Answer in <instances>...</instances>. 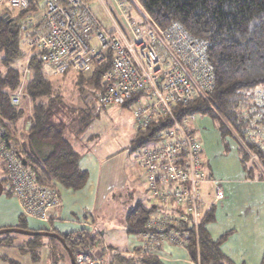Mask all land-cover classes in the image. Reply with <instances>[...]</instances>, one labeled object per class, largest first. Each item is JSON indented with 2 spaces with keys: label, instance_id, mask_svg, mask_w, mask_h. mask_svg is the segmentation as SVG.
<instances>
[{
  "label": "trees",
  "instance_id": "trees-1",
  "mask_svg": "<svg viewBox=\"0 0 264 264\" xmlns=\"http://www.w3.org/2000/svg\"><path fill=\"white\" fill-rule=\"evenodd\" d=\"M134 2L143 10L145 19L137 22L130 13L128 14L127 9L130 21L145 26L151 22L160 29L174 24L193 39L204 42L206 60L211 65L214 76L213 88L205 93L197 92L187 106L174 108V116L177 120L195 115L208 116L213 120L217 118L216 128L219 134L221 137H231L246 179L254 180L248 164V155H256L264 167V152L253 139L255 133H264V0ZM98 8L103 13L99 6ZM38 9L39 4H32L28 10L18 12L8 9L7 16L0 15V129L4 134L2 140L5 150L20 160L24 167L29 168L40 183L54 187L58 185L76 192L85 187L88 176L79 168L81 155L73 149L66 135L80 138L85 133L93 122L96 104L102 108H110L103 106L100 99L105 90L103 77L111 68L112 52L106 51L105 61L93 66L87 75L68 73L57 77L47 76L42 69L39 54L27 51L26 41L30 29H23L22 22ZM93 13L103 22L95 11ZM35 28L36 26L33 30ZM95 42L92 39V43ZM22 59L27 61L26 64L18 62ZM66 78L73 87L71 93L64 89ZM20 90V103L14 106L11 103L12 95ZM62 91L67 94L65 100ZM75 94L80 98L83 107L74 102ZM132 101L128 100L119 106L129 109ZM171 123L168 118L161 119L144 130L138 129L134 123L135 134L131 139L134 155L139 149L150 147L158 141L160 134L172 126ZM191 133L196 138L193 128ZM199 148L203 170L200 141ZM252 167L254 168L255 164ZM0 169L5 176L0 179L3 193L8 192L3 165H0ZM203 172L205 174L204 170ZM152 211V207L137 203L126 215L127 234L140 236L146 233L148 230L145 225ZM26 220L21 215L14 228L43 231L42 228H29ZM211 221L210 213L202 214L197 242L191 230L185 248L189 261L192 264H232L220 250L228 234L213 240L205 230V225ZM166 232L167 230L163 234ZM60 237L65 240L73 255L81 248L91 249L95 241L85 229ZM17 239V234L2 235L0 247H15L20 254L29 256L33 263L39 261L43 237L24 236V242L21 244H16ZM45 239L59 246L64 253L62 258L68 260V254L61 244L52 238ZM168 244L176 246L170 242ZM136 252L138 254L135 257L122 256L119 253L108 254L111 258L104 259V264H167L154 253L142 254V250ZM51 254L50 257L55 262L61 258L56 256L55 251ZM3 261L7 264H18L8 258H3ZM260 264H264V251Z\"/></svg>",
  "mask_w": 264,
  "mask_h": 264
},
{
  "label": "built area",
  "instance_id": "built-area-1",
  "mask_svg": "<svg viewBox=\"0 0 264 264\" xmlns=\"http://www.w3.org/2000/svg\"><path fill=\"white\" fill-rule=\"evenodd\" d=\"M91 1L104 11L107 21L100 22L94 15ZM126 1L0 0V12L8 8L21 12L39 4L37 19L22 22L30 29L27 51L39 54L47 76L87 75L93 66L105 61L106 51H111V68L103 77L102 105L119 106L132 99L130 109L138 129L161 119L171 120L172 126L158 141L134 155L153 208L145 225L148 231L139 236L140 250L142 254L153 253L152 249L167 242L185 249L191 230L198 240L205 206L201 186L206 176L200 164L199 140L191 133L193 116L177 120L174 108L187 106L197 92L211 91L212 67L206 60L204 42L174 24L160 29L151 22L145 26L130 21ZM18 62L26 64V60ZM21 93L12 95V105L20 103ZM261 132L253 139L264 152ZM3 136L0 129V165L6 172L8 193L18 201L24 218L50 226L61 206L57 189L40 183L29 168L5 150ZM248 164L253 178L264 181V167L258 157L249 154ZM222 199V192L216 188L214 201ZM128 256L135 257L132 253ZM74 258L76 264H104V258L94 256L90 248L79 249Z\"/></svg>",
  "mask_w": 264,
  "mask_h": 264
},
{
  "label": "crops",
  "instance_id": "crops-1",
  "mask_svg": "<svg viewBox=\"0 0 264 264\" xmlns=\"http://www.w3.org/2000/svg\"><path fill=\"white\" fill-rule=\"evenodd\" d=\"M38 11H34L33 15L29 17L37 19ZM132 132L133 138L134 128ZM95 137V134H90V136L80 138H73V136L71 139L67 138L72 147V142H75L76 147L73 149L81 155L79 168L85 171L88 176L85 187L74 192L56 185L55 188L61 201L57 220L52 222L50 226H46L40 225L35 220L27 219V225L29 228H42L59 236L85 229L95 238L94 244L91 246V250L94 252L92 254L96 257H103L105 260L111 258L109 256L111 254L108 255L105 250L114 252L112 255L115 252L122 256H128L131 253L136 255L138 254L136 251L139 252L141 249L142 240L139 236L127 234L125 219L127 213L137 203L144 206L146 204L138 201L136 196L132 203L129 202L127 209L121 210V217L116 222L111 221L113 216H108L110 221L99 220L101 211L105 210V214L108 215L107 203H110L115 194H121L125 190L128 196H131V190H126L130 176L125 162L126 151H122L124 148L121 147L120 151L107 153V145L104 142L99 144L93 142ZM221 139L220 136H217L215 140L209 138L204 140L210 144V151L207 145L206 155L209 157L206 161L207 165L202 158L207 181L201 186V196L205 203L203 214L210 213L212 216V221L205 225V230L213 240L228 234L222 242L220 250L230 263L260 264L264 251V181L246 179V173L240 165L235 144H232L234 149L231 150L234 152V156H232L233 166L228 167L224 157L223 162L219 161L215 164L213 153L216 155H221V151L222 154L229 153L228 148L221 149ZM217 158H221V156H217ZM138 179L140 184L145 187L141 174ZM216 188H219L223 194V199L218 202L214 201ZM2 195L4 203L7 205L8 201H11V206L0 208V229L11 228L18 224L21 209L18 201L11 197L8 192L2 193L0 199ZM23 242V238H18L16 244ZM52 251L57 253L58 258L61 257L56 262L50 257ZM151 252L158 255L167 264H190L186 249L180 246L164 243L162 247L156 250L152 249ZM14 253L16 254L14 255ZM17 253L18 250L15 247H0V264H7L3 258L21 264L22 261ZM62 255L64 253L59 251L52 242L43 240L40 252V258L42 257L43 262L47 264H71L69 257L65 262Z\"/></svg>",
  "mask_w": 264,
  "mask_h": 264
},
{
  "label": "rangeland",
  "instance_id": "rangeland-1",
  "mask_svg": "<svg viewBox=\"0 0 264 264\" xmlns=\"http://www.w3.org/2000/svg\"><path fill=\"white\" fill-rule=\"evenodd\" d=\"M129 6H131V7H129ZM126 7H127V9H129L128 14L130 13V15L137 22L144 21L145 18L143 17L142 11H141L138 3L132 4L131 1L127 0L126 1ZM91 8L93 11H95L97 13L98 17L102 21H107V15L104 13V11L102 9L101 10L103 11V13H101L97 4H95V1H91ZM0 15L1 16L2 15L7 16V10L0 12ZM26 19L29 20L30 22H32V20H33L30 17H28ZM64 81H65V88L64 89H66L67 92L69 91V93H71L73 87H72L71 83L68 82L69 79L66 78ZM67 82H68V84H67ZM63 95H64L63 98L65 100L67 94L65 92H63ZM73 99H74V102L76 101L75 103L77 106L83 107V104H82L80 98L76 94L74 95ZM93 118L94 119H93L92 124L85 131V133H83V135L81 137L90 136V134H95L96 137L94 138L95 140H93V142H95V143L98 142V144L101 142H104L108 148V149H106L107 153L110 151H112V152L120 151L121 147L124 148V150H122V151H126L125 162H126V168H127L128 174L130 176L128 178V189H126V190H131V196H128V194L126 193L125 190L121 194H115L113 199L110 200V203H107L108 215L105 214V210H104V211H101L100 216H99V220L103 221V222L110 221V219L108 220V216H113L112 217L113 220H111V221L116 222L121 217V210L127 209L129 207L128 206L129 202L132 203L133 199H136V196L138 197V201H141V202L146 204V207L152 205V202L149 200L147 192L145 191V187H143L140 184V181L138 179V176H140V171L137 169V167L134 163V152H133V150H131V139H132V133H133L132 131L134 128V119H133V115H132L130 108L128 109V108L123 107V106H117V107L113 106L110 108H102V107H99L97 104L94 107ZM217 121H218L217 118L213 120L208 116L195 115V116H193V120L190 123L191 128L194 129L195 137L197 139H199V141L201 142L202 158L205 161V164H206L207 159H209V157L206 155V146L208 145V149L210 151V144L206 143L204 140L206 138H209L210 140H215V137H217V136L221 137V135L219 134V132L216 128V125H218ZM66 137L68 139H71L70 134H67ZM221 138H222L221 139L222 143H220L221 149L225 150V148H228L229 153L228 154H224V153L222 154V151L220 153L221 155H216V153H213V158H214L213 161L215 164H217L219 161L223 162L224 158H226L225 162H226L227 166L231 168L233 166L232 156H234L233 155L234 152L231 151L233 148V146H232L233 140L231 139V137L229 135H225L224 137H221ZM229 143H231V144L229 145ZM72 144H73V147L75 148L76 147L75 142H72ZM217 156H221V158H217ZM243 174H244V172H243ZM4 177L5 176L2 172V170L0 169V179H2ZM2 198H3V195L0 199V208L1 207L5 208V207L11 206L10 205L11 201H8V203L6 205ZM43 231H46V230H43ZM18 238L24 239V236L21 237V235H18ZM43 240H46V239L43 238ZM57 243L60 244L59 242H57ZM54 246H57V245L54 244ZM57 249H59V251H61L63 253V251L60 249L59 246H57ZM40 252H41V250H40ZM91 252H93V250H91ZM15 254L16 253H14V255ZM17 254H18L17 256H19L21 261H22L21 264H29V263L30 264H37V263L38 264H47V263L43 262L42 257L39 258V261H37L36 263H33L29 256L22 255L19 252ZM42 255H44V254L42 253ZM128 255H130V254H128ZM25 256H27V257H25ZM62 256H64V255H62ZM65 262H66V259H65ZM190 264H192V263L190 262Z\"/></svg>",
  "mask_w": 264,
  "mask_h": 264
},
{
  "label": "water",
  "instance_id": "water-1",
  "mask_svg": "<svg viewBox=\"0 0 264 264\" xmlns=\"http://www.w3.org/2000/svg\"><path fill=\"white\" fill-rule=\"evenodd\" d=\"M3 193V187L2 184L0 183V196ZM6 234H17V235H23V236H30V237H45V238H52L59 242L63 248L66 250L69 260L71 264H76L75 263V258L73 253L69 250V248L65 244V240L61 238L59 235L47 232V231H30V230H22L18 228H5V229H0V236L6 235Z\"/></svg>",
  "mask_w": 264,
  "mask_h": 264
}]
</instances>
